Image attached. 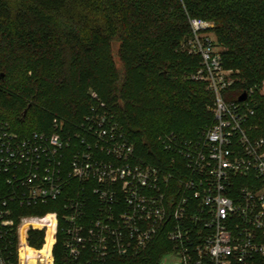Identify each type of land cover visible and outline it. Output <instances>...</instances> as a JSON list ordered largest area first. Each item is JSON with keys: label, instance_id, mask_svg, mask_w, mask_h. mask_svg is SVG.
I'll use <instances>...</instances> for the list:
<instances>
[{"label": "built area", "instance_id": "1", "mask_svg": "<svg viewBox=\"0 0 264 264\" xmlns=\"http://www.w3.org/2000/svg\"><path fill=\"white\" fill-rule=\"evenodd\" d=\"M214 27L193 19L184 47L201 57L195 78L214 96L215 123L197 139L165 133L162 167L138 158L96 91L72 129L55 117L51 132L22 135L0 119V264H112L159 237L156 264H264V137L253 122L264 80L224 67ZM50 203L58 209L22 213ZM32 231L44 233L40 247Z\"/></svg>", "mask_w": 264, "mask_h": 264}, {"label": "trees", "instance_id": "2", "mask_svg": "<svg viewBox=\"0 0 264 264\" xmlns=\"http://www.w3.org/2000/svg\"><path fill=\"white\" fill-rule=\"evenodd\" d=\"M193 19L215 23L225 68L239 70L248 85L264 80V0H0V119L22 135L51 132L55 117L72 129L96 91L138 158L164 166L165 133L197 139L215 123L214 96L195 78L201 57L184 47ZM253 122L264 137V95ZM57 206L22 213L44 215ZM43 236L32 231L31 245L40 247ZM166 249L159 237L143 255L112 264H156Z\"/></svg>", "mask_w": 264, "mask_h": 264}, {"label": "rangeland", "instance_id": "3", "mask_svg": "<svg viewBox=\"0 0 264 264\" xmlns=\"http://www.w3.org/2000/svg\"><path fill=\"white\" fill-rule=\"evenodd\" d=\"M215 38L216 37V34H214ZM119 41L118 40H115L113 42V54H114V58H115V61H116V64L118 66L119 69H123V65H122V62L120 61L119 59V56H118V49H119Z\"/></svg>", "mask_w": 264, "mask_h": 264}, {"label": "water", "instance_id": "4", "mask_svg": "<svg viewBox=\"0 0 264 264\" xmlns=\"http://www.w3.org/2000/svg\"><path fill=\"white\" fill-rule=\"evenodd\" d=\"M246 97H247L246 93H243V94L240 96L239 100H240V101H243V100L246 99Z\"/></svg>", "mask_w": 264, "mask_h": 264}]
</instances>
